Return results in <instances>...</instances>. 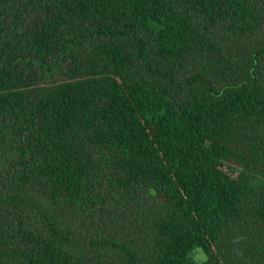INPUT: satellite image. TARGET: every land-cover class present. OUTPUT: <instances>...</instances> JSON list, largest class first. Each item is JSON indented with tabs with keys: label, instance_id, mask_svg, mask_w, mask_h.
Wrapping results in <instances>:
<instances>
[{
	"label": "trees",
	"instance_id": "trees-1",
	"mask_svg": "<svg viewBox=\"0 0 264 264\" xmlns=\"http://www.w3.org/2000/svg\"><path fill=\"white\" fill-rule=\"evenodd\" d=\"M0 264H264V0H0Z\"/></svg>",
	"mask_w": 264,
	"mask_h": 264
},
{
	"label": "rangeland",
	"instance_id": "rangeland-1",
	"mask_svg": "<svg viewBox=\"0 0 264 264\" xmlns=\"http://www.w3.org/2000/svg\"><path fill=\"white\" fill-rule=\"evenodd\" d=\"M191 257L196 262H201V261H204L206 259V255L203 252V250H201V249H197L196 251H194L193 254L191 255Z\"/></svg>",
	"mask_w": 264,
	"mask_h": 264
}]
</instances>
